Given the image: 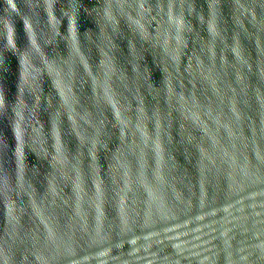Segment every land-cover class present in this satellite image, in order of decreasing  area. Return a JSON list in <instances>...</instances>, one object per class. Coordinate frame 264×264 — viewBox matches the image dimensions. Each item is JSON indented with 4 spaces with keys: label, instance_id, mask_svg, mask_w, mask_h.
<instances>
[{
    "label": "clouds",
    "instance_id": "1",
    "mask_svg": "<svg viewBox=\"0 0 264 264\" xmlns=\"http://www.w3.org/2000/svg\"><path fill=\"white\" fill-rule=\"evenodd\" d=\"M0 264H264V0H0Z\"/></svg>",
    "mask_w": 264,
    "mask_h": 264
}]
</instances>
